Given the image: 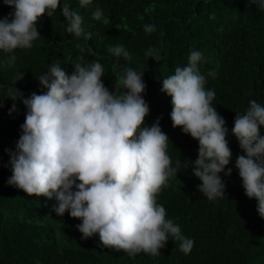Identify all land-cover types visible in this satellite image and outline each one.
<instances>
[{
	"label": "trees",
	"instance_id": "trees-1",
	"mask_svg": "<svg viewBox=\"0 0 264 264\" xmlns=\"http://www.w3.org/2000/svg\"><path fill=\"white\" fill-rule=\"evenodd\" d=\"M69 3L83 16L85 32L92 33L90 40L68 33L58 8L52 16L39 19L40 38L30 49L15 50L14 66L8 64L9 54L0 51V99H4L0 108V264H264V219L256 211V200L246 197L234 168L237 155L244 153L231 135L236 113L243 114L250 100L264 105V9L253 0H93L87 8H81L78 0ZM96 6L103 10L101 21L92 18ZM12 11L0 0V18ZM145 24L155 25L156 31L145 33ZM116 45L125 47L130 61H116L109 51ZM150 46L159 50V62L145 55ZM81 49L86 61L102 64V81L109 91L125 74V66L144 72L143 98L149 114L142 127L160 118L173 164L177 159L195 161L198 142L172 127L171 98L162 93V80L174 74L177 66H186L191 50L203 53L199 70L206 78V89L216 93L212 106L226 121L232 151L227 167L233 171L227 177L220 174L224 198L209 200L201 194V182L190 167L181 169L177 178L170 177L158 194L157 203L165 207L166 218L194 240L190 253L181 252L171 236L158 256L143 252L129 256L104 247L98 234L83 238L76 227L81 222L67 212L63 216L51 212L54 200L28 196L7 183L12 173L6 150L15 149L26 112L18 103V111L8 114L12 104L8 89L17 88L25 97L46 91L37 82L39 76L57 61L70 74ZM210 71L215 78L208 75ZM21 72L23 80L15 84Z\"/></svg>",
	"mask_w": 264,
	"mask_h": 264
},
{
	"label": "clouds",
	"instance_id": "clouds-1",
	"mask_svg": "<svg viewBox=\"0 0 264 264\" xmlns=\"http://www.w3.org/2000/svg\"><path fill=\"white\" fill-rule=\"evenodd\" d=\"M81 8L93 5V0H78ZM264 9V0H253ZM13 11L0 18V51L9 54L8 64L14 66L16 49H30L40 38L37 22L42 16H52L59 8L66 21V31L76 38H92L85 32L83 16L72 9L69 0H3ZM95 21L104 19L103 10L96 6ZM151 34L155 25L145 24ZM77 47H80L77 45ZM77 57L69 74L59 61L48 66L38 78L46 91L25 97L17 88H9L12 101L8 114L25 109L24 123L14 150L9 155L11 177L7 183L28 196L54 200L51 212H65L76 222L78 231L87 239L98 234L104 247L123 250L129 256L141 252L161 255L169 236L179 242V250L191 252L194 240L183 235L158 194L170 177L181 169H192L201 183L198 191L209 200L224 198L225 177L232 174L227 167L232 151L225 119L212 102L216 93L206 89V78L199 65L204 59L199 50H191L186 66H177L174 74L162 80V93L171 98L170 119L173 128L198 142L197 158L177 159L173 164L168 155L169 138L157 118L150 127H142L149 114L143 98L146 84L144 72L130 67L115 82L114 89L105 87L104 67L97 61ZM91 54V49H88ZM116 61H130L123 45L109 48ZM145 55L159 62L160 52L149 47ZM215 78L216 73L210 71ZM23 80L16 76L15 84ZM124 89L118 92L117 89ZM0 99V108L4 105ZM264 105L250 100L246 111L236 113L231 135L243 155H237L238 170L247 198L255 199L256 211L264 219ZM227 167V171H225ZM105 249V248H103Z\"/></svg>",
	"mask_w": 264,
	"mask_h": 264
}]
</instances>
